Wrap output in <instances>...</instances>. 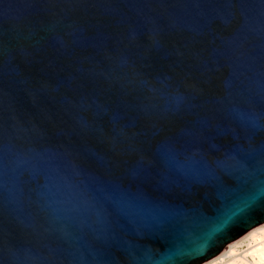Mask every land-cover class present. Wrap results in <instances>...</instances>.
<instances>
[{"label":"water","instance_id":"obj_1","mask_svg":"<svg viewBox=\"0 0 264 264\" xmlns=\"http://www.w3.org/2000/svg\"><path fill=\"white\" fill-rule=\"evenodd\" d=\"M264 224V0H0V264H205Z\"/></svg>","mask_w":264,"mask_h":264},{"label":"bare ground","instance_id":"obj_2","mask_svg":"<svg viewBox=\"0 0 264 264\" xmlns=\"http://www.w3.org/2000/svg\"><path fill=\"white\" fill-rule=\"evenodd\" d=\"M242 243H245V250L241 254H235L237 245ZM205 264H264V224L232 242L223 253Z\"/></svg>","mask_w":264,"mask_h":264},{"label":"rangeland","instance_id":"obj_3","mask_svg":"<svg viewBox=\"0 0 264 264\" xmlns=\"http://www.w3.org/2000/svg\"><path fill=\"white\" fill-rule=\"evenodd\" d=\"M245 247H246L245 246V243H242V244L237 245V250H236L235 254H241L242 251L245 250Z\"/></svg>","mask_w":264,"mask_h":264}]
</instances>
